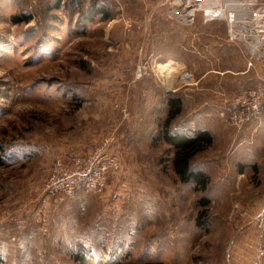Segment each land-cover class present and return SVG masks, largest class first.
Wrapping results in <instances>:
<instances>
[{
  "label": "rangeland",
  "instance_id": "374dc122",
  "mask_svg": "<svg viewBox=\"0 0 264 264\" xmlns=\"http://www.w3.org/2000/svg\"><path fill=\"white\" fill-rule=\"evenodd\" d=\"M9 1L0 6L2 264H82L76 253L88 264H251L264 165L228 159L214 168L209 159L231 147L230 129L264 117L241 126L225 118L233 96L263 77L244 75L233 93L184 78L180 62L168 69V57L183 59L168 39L185 26L169 17L168 2L179 0H19L14 13ZM20 12L30 21L12 24ZM168 96L182 104L171 132L210 130L212 142L192 158L209 176L205 207L159 137ZM110 134L118 169L101 192L43 191L56 157L86 154Z\"/></svg>",
  "mask_w": 264,
  "mask_h": 264
},
{
  "label": "crops",
  "instance_id": "0c3cea01",
  "mask_svg": "<svg viewBox=\"0 0 264 264\" xmlns=\"http://www.w3.org/2000/svg\"><path fill=\"white\" fill-rule=\"evenodd\" d=\"M5 2L7 0H0V6ZM9 2V5L13 4L12 13L19 10V0ZM168 5L173 6L169 17L185 25L182 31H168L180 34L176 36L177 40L171 39L175 34L168 36V39L172 44L182 45L183 50L182 60L167 58L168 69H174L171 62H180L184 78L193 77L200 85H216L221 91L225 85H233L230 89L233 93L235 86L242 84L244 75L250 80L257 72L264 79V0H179L172 4L168 2ZM182 5L183 10L180 9ZM227 11L235 13L236 21L232 25L226 22ZM196 24L207 28L206 32L190 29ZM214 24H221L219 26L225 28L218 32V26ZM187 50L194 53L195 58H187ZM200 129L207 130L205 127ZM228 134L232 140L231 147L220 157L209 159L214 168H218L217 162L234 159V164L254 166L259 170V165H264V117L239 129L232 128ZM243 173H238V176ZM236 185L239 186L238 183Z\"/></svg>",
  "mask_w": 264,
  "mask_h": 264
},
{
  "label": "built area",
  "instance_id": "2783aa9c",
  "mask_svg": "<svg viewBox=\"0 0 264 264\" xmlns=\"http://www.w3.org/2000/svg\"><path fill=\"white\" fill-rule=\"evenodd\" d=\"M30 2L34 4L35 0ZM225 17L228 25L236 21L234 12L227 11ZM225 110L226 121L231 126H241L254 117L264 115V84L242 89ZM113 140L110 134L86 154L56 157L43 183V191L50 196L62 195L68 198H74L79 193L101 192L110 173L118 169V161L109 149ZM254 223L257 236L251 264H264V205L255 216Z\"/></svg>",
  "mask_w": 264,
  "mask_h": 264
},
{
  "label": "trees",
  "instance_id": "16d2710c",
  "mask_svg": "<svg viewBox=\"0 0 264 264\" xmlns=\"http://www.w3.org/2000/svg\"><path fill=\"white\" fill-rule=\"evenodd\" d=\"M95 9L97 13L103 12L102 9ZM93 13H95V10H93ZM30 19V15L22 12L10 16V22L12 24L27 23ZM181 105V101L178 97L168 96L166 117L161 126V131H159V137L174 146L175 150L171 159L174 172L182 183H192L196 191H201L202 194L199 196L197 202L198 205L205 207L210 200L208 197L209 193L207 194L209 176L205 171L192 165V158L194 154L212 142V136L206 129H194L190 134L184 132H171V122L181 112ZM204 210L200 212V216L196 219L198 224L204 222V220L201 219ZM74 257L79 260L80 263L88 264L86 261L88 259L84 261V256L76 253ZM0 264H2L1 257Z\"/></svg>",
  "mask_w": 264,
  "mask_h": 264
}]
</instances>
